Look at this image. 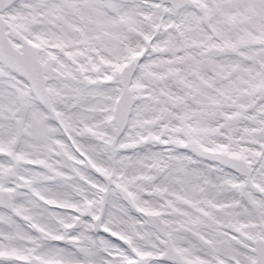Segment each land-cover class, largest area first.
Listing matches in <instances>:
<instances>
[{"label":"snow or ice","instance_id":"snow-or-ice-1","mask_svg":"<svg viewBox=\"0 0 264 264\" xmlns=\"http://www.w3.org/2000/svg\"><path fill=\"white\" fill-rule=\"evenodd\" d=\"M0 264H264V0H0Z\"/></svg>","mask_w":264,"mask_h":264}]
</instances>
